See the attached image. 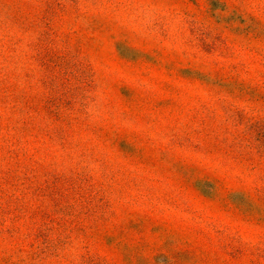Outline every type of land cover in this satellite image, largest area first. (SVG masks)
Returning <instances> with one entry per match:
<instances>
[{"label": "rangeland", "instance_id": "obj_1", "mask_svg": "<svg viewBox=\"0 0 264 264\" xmlns=\"http://www.w3.org/2000/svg\"><path fill=\"white\" fill-rule=\"evenodd\" d=\"M0 264H264V0H0Z\"/></svg>", "mask_w": 264, "mask_h": 264}]
</instances>
